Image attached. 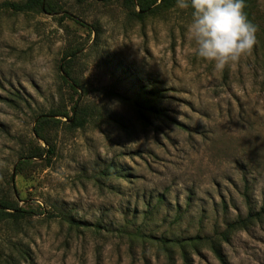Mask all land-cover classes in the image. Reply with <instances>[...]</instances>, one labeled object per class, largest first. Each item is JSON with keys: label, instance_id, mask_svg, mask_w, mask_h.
<instances>
[{"label": "rangeland", "instance_id": "374dc122", "mask_svg": "<svg viewBox=\"0 0 264 264\" xmlns=\"http://www.w3.org/2000/svg\"><path fill=\"white\" fill-rule=\"evenodd\" d=\"M25 1L0 0V195L16 190L33 214L21 228L0 224V257L222 264L203 238L246 217L245 192L253 212L264 208V0L253 14L257 43L223 70L196 54L190 8L139 22L123 0H52L55 14L3 6ZM72 50L80 101L94 119L83 129L47 128L55 154L16 174L36 144V118L77 99L62 72ZM140 92L155 95L165 117L149 114L144 125L130 104ZM64 214L89 228H71ZM196 236L185 261L171 245ZM220 245L225 264H264V218Z\"/></svg>", "mask_w": 264, "mask_h": 264}, {"label": "trees", "instance_id": "16d2710c", "mask_svg": "<svg viewBox=\"0 0 264 264\" xmlns=\"http://www.w3.org/2000/svg\"><path fill=\"white\" fill-rule=\"evenodd\" d=\"M105 4L111 3V0H100ZM259 0H246V13L249 20L253 23V14L255 13V6ZM123 5L125 9L129 12L128 16L132 19H135L139 22L144 21L149 17H156L163 14L168 13L177 5V0H123ZM4 7L12 9L14 12L23 13L25 11H31L36 13H46V14H55L59 9L57 4H54L52 0H26L25 2L18 3H4ZM137 7V11L136 8ZM65 14L67 12H64ZM85 23L81 21V24ZM259 41H261V45L263 47V61H264V40L259 37ZM77 50H72L65 54L63 61L65 64L62 66V72L64 76L68 79L64 78V81L67 83L68 87L74 92L77 96V99L74 100L70 106V110L63 111H55L50 115H40L36 118V123L33 127V135L35 137L34 142L35 146L31 147L28 150L26 155H21L19 158V162L15 166V172L20 173L26 167L33 164V159H42L43 156H46L47 159H50L54 154V146L51 142V137L49 136L48 129L49 127L57 124H64L69 129H83L88 123L93 121L94 115L91 112V109L88 106H84L81 104L80 95L78 93L79 90L85 92V88L79 82L78 78L73 75L72 62L75 61ZM112 95L118 96L119 94L115 92H111ZM155 98V95L152 93L140 92L135 96V98L131 99L130 104L132 105L134 111L136 112L139 120L145 125L147 121L150 119L148 115H152L158 118L165 117V114L160 112L153 104L152 99ZM121 100H125V96H120ZM71 113V116H70ZM55 117H60L65 119V121L61 122V120H56ZM68 121L70 122L68 124ZM42 142L45 147L40 145ZM11 191V190H10ZM16 193V190L12 189L11 193L3 192L0 195V224H9L12 223L21 228L23 222L28 221L33 214L32 211L26 210L19 206V200ZM245 202L248 204V213L244 218H237L236 220L228 223L226 225V229L221 232L220 237H205L203 240L208 244L209 249L213 252V254L217 257V259L225 264L224 257L220 251V242H227L230 238L231 234L235 231L247 229V227L255 222L261 221L264 218V208H261L258 212H253L252 208L249 205V196L245 192ZM60 219L63 222L67 223L71 228L79 229L89 228L87 224H82L76 222L74 219L69 218L67 215H61ZM139 232H136L135 236L138 235ZM139 236V235H138ZM217 244L216 240H220ZM200 237L196 236L190 238L188 240L175 242L172 244V247H178L181 250V255L183 259L186 261V248L196 247L199 243ZM166 244H164V247ZM167 247V246H166ZM165 247V249H166ZM20 257L23 259V249L19 251ZM0 264H13V257L11 260L8 258L0 257Z\"/></svg>", "mask_w": 264, "mask_h": 264}, {"label": "clouds", "instance_id": "9594fccd", "mask_svg": "<svg viewBox=\"0 0 264 264\" xmlns=\"http://www.w3.org/2000/svg\"><path fill=\"white\" fill-rule=\"evenodd\" d=\"M177 5L192 10L188 32L196 54L217 70L249 54L257 43V27L247 16L246 0H177Z\"/></svg>", "mask_w": 264, "mask_h": 264}]
</instances>
